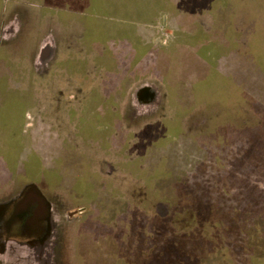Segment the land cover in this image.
I'll return each instance as SVG.
<instances>
[{"label": "rangeland", "instance_id": "obj_1", "mask_svg": "<svg viewBox=\"0 0 264 264\" xmlns=\"http://www.w3.org/2000/svg\"><path fill=\"white\" fill-rule=\"evenodd\" d=\"M22 1L0 13V60L23 63L0 66L15 75L0 79V203L17 170L25 176L39 137L45 159L35 182L47 179L51 192L85 211L73 224L58 217V247L51 233L7 264H264L255 244L264 239V0ZM14 20L15 32H5ZM51 25V75L35 77L28 62ZM89 74L100 83L77 103L70 94L80 91H63V76L92 82ZM113 76L122 80L107 93ZM133 83L132 95L146 84L161 88L151 87L154 98L124 100L131 129L115 139L124 128L112 111ZM70 107L80 109L71 120ZM107 114L113 128L103 124ZM75 119L76 156L63 147ZM12 133L28 141L27 154L10 160Z\"/></svg>", "mask_w": 264, "mask_h": 264}, {"label": "flooded vegetation", "instance_id": "obj_2", "mask_svg": "<svg viewBox=\"0 0 264 264\" xmlns=\"http://www.w3.org/2000/svg\"><path fill=\"white\" fill-rule=\"evenodd\" d=\"M18 11L13 12L15 14L14 15L15 18L16 17L18 18L20 15V12ZM236 32H237V35H239V32L237 30ZM48 49L50 50L51 48L48 47ZM46 51H47V48H46ZM47 52H45L44 55ZM45 75L46 74L42 73L40 77H46V76L50 77L51 73H49L46 76ZM121 80L122 79L119 77L118 79H116V83H120ZM145 80L147 79H144L143 81ZM92 82L100 83L98 77L95 78ZM112 82H113L112 79H109V85H111ZM137 82L138 81H136L135 83ZM135 83L129 86V89L126 91L124 98L120 101V103H118L119 105L117 106V108L116 109L113 108L114 109L112 111L114 113L113 115L118 114L117 119L123 121L121 125H123V128H124L122 130L120 129L119 134L117 133L114 134L113 138L115 139L123 135V133L121 132L126 133L128 132L126 130L131 129L130 122L127 120L128 117L126 118V113L130 115L129 108L127 109L128 111L126 112H125V109H120L124 100L128 101V99L134 95H137L140 98H143L146 96H150L154 98L156 94V89H152L151 87L153 85L157 87L159 86L157 84H151V85L146 84L144 85V87L137 88L133 92V95H132V87ZM160 86L159 88H161ZM107 93H110V92H108L107 90ZM79 99L80 101L81 99H83L81 95H78L77 97H75L76 102ZM72 103L73 101H69L68 105L70 106ZM70 110L67 113L68 118H70V120H71V115L73 114L78 115V113H80L79 107H75V108L70 107ZM103 118H104L103 124L106 125L107 127H110L112 123H114V118L110 117L109 114H107ZM127 122H129V125ZM81 124L82 122H78V121H73V122L67 121L66 127L69 128V130H73V131H69L67 134L68 136L67 135L63 136V147H71L72 150L76 151L75 156L77 155V152H78V141L75 140V138L73 137L80 136L79 130L77 129H80V127L78 126ZM63 126H64V123H63ZM111 127L113 128V126ZM109 139H111L110 135L108 137V140ZM123 140H125L124 135H123ZM99 154L101 155L97 156L96 159H98L99 162L105 163L107 161L106 154L104 153H99ZM40 158L42 161L43 159H45V156L43 155L42 151H40ZM106 166L109 168H112L115 171L112 165H107L106 163ZM28 173L29 172L27 171L26 173L27 176H28ZM41 173H42L41 169L39 172L38 169L34 167L29 175V176H32L33 180H30V181L27 180L28 182H26L24 186L16 193L13 199L11 200L9 199V201L0 205V226H2V229L0 228V247L3 242L10 241V240H16L22 244L35 243V242L44 243L48 241V237L51 235V233H53L51 236L53 237L51 243H52V249L53 248L55 249L56 246L58 247V244L56 243L55 240L59 236V234L57 233L59 231L57 228L59 225V218L63 216L64 220H67V222L69 221L70 224H73L76 221L75 220L76 215L81 214L83 213V211H85V208L74 209L73 206L69 205L67 196H63L64 198H62L59 195V192H51L48 189L49 181L47 179H45L47 183L44 180L43 182H41L40 185H38L35 182L36 181L35 179L36 178L38 179L39 177H41L39 176ZM36 174H37V177L35 176ZM113 174H114L113 172L112 173L107 172V170L105 171L103 170V168L100 172V175L106 176V178H115L113 177L114 176ZM50 177L51 175L47 176V178H50ZM109 184L111 185V182ZM103 189L104 191H107V190L111 191L112 186L107 188L104 185ZM60 190L61 189H58V191ZM64 193L65 192H63V194ZM57 205H62L64 215L63 214L60 215V213H58L59 210L57 209Z\"/></svg>", "mask_w": 264, "mask_h": 264}, {"label": "crops", "instance_id": "obj_3", "mask_svg": "<svg viewBox=\"0 0 264 264\" xmlns=\"http://www.w3.org/2000/svg\"><path fill=\"white\" fill-rule=\"evenodd\" d=\"M21 2H23V1L22 0H0V13L8 8L7 5L9 3H17L19 5H22V4H20ZM16 6H18V5H16ZM36 17H37V15L35 13H29L28 12V19L29 20L30 19L33 20V18H36ZM16 21H13L8 27H6L5 32H9V31L12 33L15 32L16 25L14 23H16ZM60 28H63V26H59V29ZM17 29H18L17 32L19 33L21 28H17ZM12 44H16V43H12ZM37 47H38V49H37L35 55L33 56L32 59H30V62H28V63H30V65L32 66V69H33L31 75L40 78V75L42 73H46L47 71H48L47 73H49V71H50V64L51 63L49 64V62L47 61L48 56L50 54V50L54 51L57 49L55 32L52 31V25H51V28L48 30L47 34H45L42 37V39H40ZM48 47L51 49L49 50ZM46 48H47L48 52L46 51ZM45 52H47L46 53L47 55L46 54L44 55ZM15 65H17V66H15ZM21 65H23V63H20V59H17V58H11V59L7 60L5 63H3L2 60H0V66H15L17 69V67L21 66ZM42 71H44V72H42ZM16 75H19V74L17 73ZM14 76L15 75H6V74L0 73V79L3 81L4 80L8 81V82L13 81V80H15V79H12V77H14ZM90 77H92L91 81H93L95 79L94 77L97 78L98 76L96 74H92V75L89 74L87 76V78L89 79ZM81 78H82V80H81ZM23 80H26V77L24 79L20 78L18 81L23 82ZM112 81L113 82L110 85L108 92L114 93V91H116V89H117L116 78L114 76L112 77ZM63 82H64L63 91L66 90L67 93H70L72 91H77V90L80 91L78 94L77 93L76 94H70V97H77L78 95L85 97L84 96V95H86L85 90L93 91V89L98 84L95 82H86L84 77L78 76V75L71 76V77H69L68 75L63 76ZM21 94H23V93L21 92L19 95H21ZM26 97L27 96L25 94L22 96H17L16 107L18 109L22 108V105L24 104L23 100ZM89 97H91V96H89ZM4 98H5L4 93L0 94V112H1L2 108H5V103L3 101ZM27 113L28 114L26 117L29 118V112H27ZM75 121H77V120L75 119ZM28 122H27V127L29 128ZM0 124H1V121H0ZM14 124H16V123L13 120L9 126H12ZM14 127H12V128H14ZM11 136H12V138H15L16 140H15L14 147H13L14 152L10 155L9 159L13 160L11 157H15V156L18 159L19 157H21V155H24V154L26 155L27 153L23 152V151L25 150V147H27V146H25L26 145L25 141L27 142L28 139L24 140V137H22V139L20 140L21 136H18L16 133H12ZM31 148L33 150V153H31V158H30L31 160H29V163L26 166V170L29 173L27 176L26 175L27 171H26L25 176H24L29 181L33 180L32 176H29V175H30V172L32 171V169L34 167L37 168L38 171L40 172L39 167H40L42 160L40 158L39 137L35 138V142L33 141ZM1 172H2V170H1ZM35 176L37 177V174ZM24 177L21 178L19 176V171L17 170L16 179L11 181L10 184L6 185L7 187L5 188L4 194H2V195H5L7 197L5 198V200L3 202L0 203V205L9 201V199L10 200L13 199L15 197L16 193L24 186V184L26 182H28V181L24 180ZM0 228L2 229V226H0ZM31 244H33V243L22 244L16 240H10V241L3 242L1 244V247H0V264H7V259L9 257L22 256L23 252H24L25 245H27V247L30 248Z\"/></svg>", "mask_w": 264, "mask_h": 264}, {"label": "trees", "instance_id": "obj_4", "mask_svg": "<svg viewBox=\"0 0 264 264\" xmlns=\"http://www.w3.org/2000/svg\"><path fill=\"white\" fill-rule=\"evenodd\" d=\"M235 180H236V178H235ZM234 183H235V182H234ZM226 191H228V189H226ZM222 192H225V191H222ZM223 209H224V208H223ZM243 224H244V223H243ZM263 226H264V224H263ZM254 227H258V226L255 225ZM253 229H254V231H255L256 234H258L259 232H260V234H262V232H263L261 229H258V228H256V229L253 228ZM257 237H258V236H257ZM257 240H258V241L255 242V244L257 243L258 245H260V247H261L262 249H264V247H263L264 244L260 243V241H262V240L264 241V239H260V238L258 237ZM198 243H200V242H198ZM198 243H197V244H198ZM260 255H264V254H260Z\"/></svg>", "mask_w": 264, "mask_h": 264}, {"label": "water", "instance_id": "obj_5", "mask_svg": "<svg viewBox=\"0 0 264 264\" xmlns=\"http://www.w3.org/2000/svg\"><path fill=\"white\" fill-rule=\"evenodd\" d=\"M46 242H44V243H40L41 245H44Z\"/></svg>", "mask_w": 264, "mask_h": 264}]
</instances>
